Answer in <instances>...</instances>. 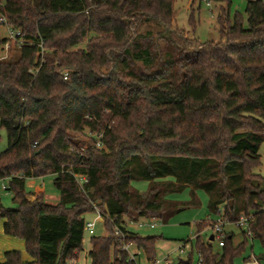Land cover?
Instances as JSON below:
<instances>
[{
	"label": "trees",
	"instance_id": "16d2710c",
	"mask_svg": "<svg viewBox=\"0 0 264 264\" xmlns=\"http://www.w3.org/2000/svg\"><path fill=\"white\" fill-rule=\"evenodd\" d=\"M203 1L191 0L193 34V7ZM208 1L226 5L219 42L178 29L175 0H0V26L19 32L20 52L0 61V181L14 203L0 205V219L33 259L8 251L2 264L76 262L93 206L106 216L107 236L90 238L89 264H133L114 227L152 263L160 238L130 231L126 220L166 223L191 205L169 200L187 189L207 195L216 219L251 216L264 264V177L256 172L264 165V0H244L246 27L241 14L230 19L229 0ZM6 43L0 37V50ZM85 131L87 146L76 137ZM46 176L56 205L25 190ZM205 225L179 264H192V248L201 264H233L245 234L237 248L225 234L216 252L200 235Z\"/></svg>",
	"mask_w": 264,
	"mask_h": 264
},
{
	"label": "rangeland",
	"instance_id": "374dc122",
	"mask_svg": "<svg viewBox=\"0 0 264 264\" xmlns=\"http://www.w3.org/2000/svg\"><path fill=\"white\" fill-rule=\"evenodd\" d=\"M229 14L232 20L235 13H239L243 19V26L246 27V15L244 13L245 1L244 0H229ZM191 7V0H175L174 12L175 20L174 25L184 31L186 35L190 38H197L200 42H219L220 34L218 32L219 26L217 25L218 15L222 13L226 5L224 2L215 3L213 1L205 0L201 4L194 5L193 9L195 12V19L197 21V26L195 33H192V28L188 23L189 9ZM0 37L6 39L7 43L0 50V61L6 59H12L19 56L20 52L17 49L16 44L10 36L9 29L1 25L0 26ZM85 42L80 48L84 47ZM77 140L82 143L83 146H87L89 143V134L85 131L82 135L76 136ZM7 149V136L4 130L0 129V154ZM257 170V171H256ZM262 177H264V165L256 169ZM7 187L6 181H0V205L3 208L14 207L12 202V195L5 190ZM131 187L138 191L139 193H145L148 189V183L144 181H133ZM41 190L44 195L46 202L50 205H56L59 201V194L55 187L53 186V177L46 176L40 179H30L26 181L25 190L27 193H35L37 190ZM169 200L178 203H187L191 205L188 208L182 210L181 212L172 216L166 223L155 221L152 219H142L137 222H132L126 220L125 226L129 228L130 231L137 233L142 237L155 236L159 237V241L155 246V260H162L165 256H170V261L172 264H179V261H186L190 252V243L193 245L194 239L197 234V227L200 222H205V227L200 234L203 240H208L212 235V228L215 224L216 217L211 213L208 208V197L207 195L198 190L195 192V197H191L190 190L187 189L179 194H172L169 196ZM96 217L93 212L86 213L83 218L85 223L92 222ZM212 220V221H211ZM140 221L146 222L148 224H153L155 227L153 229L144 225L143 227H137L135 223ZM3 220L0 219V229L3 226ZM224 233H232V246L237 248L244 243V238L242 235V229L235 227L233 225H225ZM244 232V231H243ZM2 234V233H1ZM107 236L106 230L101 222H96L92 230L84 231L82 250L79 253L77 264H89L88 252L91 248L90 238L91 237H105ZM21 240V239H20ZM245 249L233 260V264H262L255 263L254 261L262 255L263 249L260 243L256 240L251 241L250 238L246 239ZM185 243L184 254L179 255L177 249ZM214 251L219 252L220 247L217 241H210ZM0 248V264L3 263V254ZM11 251V250H10ZM17 251V250H12ZM18 252V251H17ZM21 259L23 262H32L31 256L25 251V255ZM249 259V261H248ZM192 264H198V254L194 248H192L191 254ZM140 264H149L146 262L144 256H141Z\"/></svg>",
	"mask_w": 264,
	"mask_h": 264
},
{
	"label": "built area",
	"instance_id": "2783aa9c",
	"mask_svg": "<svg viewBox=\"0 0 264 264\" xmlns=\"http://www.w3.org/2000/svg\"><path fill=\"white\" fill-rule=\"evenodd\" d=\"M0 23H5L4 18L0 17ZM9 33H10L11 38L13 39V42H15V39L19 35V32H15V31H12V30L9 29ZM63 78L66 79L67 78V74H64ZM97 146H99V144H97ZM82 181H83V178H80V182H82ZM92 212L94 214H96V217H95V219L92 222L85 223L84 231L85 230H87V231L92 230L93 227L95 226V223L98 222V221L101 222L102 224H104V220H105L106 216L103 215L100 212V210L97 207H95V206H93ZM251 221H252L251 216H245V215H241L238 218V220H236L235 222H232V223H230L227 220H224L222 218H217L215 220V224H214V226H213V228L211 230V232H212L211 236L213 238V241H217L219 247L223 246L224 236H225V233H224L223 229H224L225 225H233L235 227H238V228H240V229H242L244 231V232L243 231L242 232L245 234V236L247 238H251V236H252L251 228H250V222ZM135 225L137 227H139V228L143 227L144 225L148 226L151 229H153L155 227L153 224H148V223L143 222V221L135 223ZM112 236L117 238L122 243L121 250L127 253L128 261L132 262L133 264H140L141 256H143L142 251L137 249L133 244L126 243L124 241V235H123L122 231L119 228L114 227ZM185 246H186L185 243H183V245H181L177 249L179 255L184 254ZM191 246L192 245L190 243V248H191ZM254 262L257 263L256 260ZM201 263H202V259H201L200 255L198 254V264H201ZM68 264H77V261L76 262L70 261ZM149 264H172V263L170 261V256L167 255L162 260H155L154 262L149 263Z\"/></svg>",
	"mask_w": 264,
	"mask_h": 264
},
{
	"label": "crops",
	"instance_id": "0c3cea01",
	"mask_svg": "<svg viewBox=\"0 0 264 264\" xmlns=\"http://www.w3.org/2000/svg\"><path fill=\"white\" fill-rule=\"evenodd\" d=\"M41 192L42 191L39 189V190L35 191V194H40ZM3 225H4V222H3ZM210 237H212V236H210ZM210 237L208 238V240L210 239ZM0 248L2 250L1 252H8L10 250L11 251L17 250L18 252H20V254H22V256L25 255V243H24V241L20 240L18 238H15V237H10V236L4 235L3 226H2V229H0ZM3 262H4V257H3Z\"/></svg>",
	"mask_w": 264,
	"mask_h": 264
},
{
	"label": "water",
	"instance_id": "95a60500",
	"mask_svg": "<svg viewBox=\"0 0 264 264\" xmlns=\"http://www.w3.org/2000/svg\"><path fill=\"white\" fill-rule=\"evenodd\" d=\"M27 199H28V201H32L34 199V197L33 196H28ZM209 241H213V238L210 237ZM186 264H187V262H186Z\"/></svg>",
	"mask_w": 264,
	"mask_h": 264
}]
</instances>
